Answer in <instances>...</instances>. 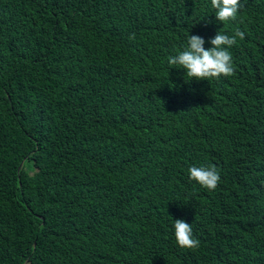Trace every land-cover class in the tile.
<instances>
[{"label": "trees", "instance_id": "trees-1", "mask_svg": "<svg viewBox=\"0 0 264 264\" xmlns=\"http://www.w3.org/2000/svg\"><path fill=\"white\" fill-rule=\"evenodd\" d=\"M241 4L0 0V264H264V0ZM236 30L234 75L168 64Z\"/></svg>", "mask_w": 264, "mask_h": 264}, {"label": "clouds", "instance_id": "clouds-1", "mask_svg": "<svg viewBox=\"0 0 264 264\" xmlns=\"http://www.w3.org/2000/svg\"><path fill=\"white\" fill-rule=\"evenodd\" d=\"M211 6L216 10L215 18L219 22L235 21L237 12L242 7L241 0H211ZM244 33L236 30L228 36L217 32L209 43L207 50L203 47L205 40L197 35L189 36L187 47L175 56L168 58L169 65H179L190 80L219 79L235 74L232 56L228 51L237 43V38L243 39ZM190 179L207 190H215L220 181V175L215 166L191 167L188 169ZM175 239L179 247L195 249L199 241L193 237L191 224L177 219L174 223Z\"/></svg>", "mask_w": 264, "mask_h": 264}]
</instances>
